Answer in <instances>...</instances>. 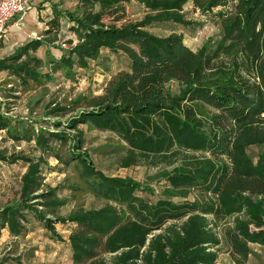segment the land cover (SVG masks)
<instances>
[{
	"label": "trees",
	"instance_id": "obj_1",
	"mask_svg": "<svg viewBox=\"0 0 264 264\" xmlns=\"http://www.w3.org/2000/svg\"><path fill=\"white\" fill-rule=\"evenodd\" d=\"M132 5L142 8L141 19H127L126 7ZM186 5L192 13L214 16L220 30L197 52L176 30L166 36L150 32L193 27ZM50 8L46 37L0 60V72L22 86L36 82L32 54L55 45L62 20L76 38L59 58L70 75L99 64L104 52L124 56L126 67L109 74L98 95H81L48 111L56 120L68 117L62 125L71 133L32 126L20 130L2 116L0 131L13 141L33 142L58 162L51 144L70 143L66 164L80 166L95 193L114 206L56 218L62 203L55 191L39 194L44 158L0 152V163L21 161L26 168L14 200L0 209V236L2 231L21 236L31 216L58 241L54 225L70 226L69 264H108L106 255L109 264H216V229L231 220L223 238L233 262L246 264L250 245L264 247V0H78L73 12ZM171 83L178 87L176 94ZM85 125L110 132L126 145L125 168L140 158L166 162L182 155L178 169L158 176L166 184L164 199L142 197V185L97 171L81 152L79 127ZM251 147L262 150L255 159L248 154ZM191 193L203 201H171ZM39 199L46 211L36 208Z\"/></svg>",
	"mask_w": 264,
	"mask_h": 264
},
{
	"label": "rangeland",
	"instance_id": "obj_2",
	"mask_svg": "<svg viewBox=\"0 0 264 264\" xmlns=\"http://www.w3.org/2000/svg\"><path fill=\"white\" fill-rule=\"evenodd\" d=\"M77 3L78 0H31V6L24 21L18 26L10 24L6 37L0 42V60L11 56L17 48L28 41L46 37L45 31L51 15V5H56L63 11L73 12ZM184 12L186 18L194 23L193 27L186 30L167 27L152 28L150 32L158 36H166L171 30H176L183 36L184 45L193 52H197L207 42L218 38L220 30L214 16L192 13L189 5L184 7ZM217 12V10L214 11V13ZM126 15L129 21L141 19L142 8L138 5L127 6ZM48 37L53 39L51 36ZM69 41L76 42V38L67 29V22L62 20L60 32L54 41L55 45L42 46L32 54L35 59L32 69L37 74L36 82H28L26 86H22L6 72H0V116L10 120L12 127L21 130L32 126L34 130L41 128L51 133L59 131L71 133L62 125L68 117L56 120L48 116V111L57 104L72 101L81 95H98L104 79L109 74L126 67L127 62L124 56L104 52V58L99 61V64L90 63L87 70L74 69L70 75L59 63L62 50L65 51L63 45L68 47ZM170 90L176 94L177 85L171 83ZM54 122H59L60 127L53 126ZM79 129L84 139L81 152L88 155L97 171L108 178L129 179L142 185L144 188L142 197H150L151 200L164 199L163 189L166 184L158 182V176L178 169L184 160L182 155L175 161L166 162H158L153 158H140L125 168L123 165L129 152L126 145L114 134L94 129L90 125L80 126ZM51 147L55 148L62 162H58L47 154L42 155L33 142H16L8 138L5 131H0L1 153L33 159L44 158V164L41 167L43 189L39 194L55 191V198L62 203L56 211V218H66L78 211L100 210L114 206L95 193L91 186L92 180L84 176L80 166L74 163L66 164L70 143L61 146L54 142ZM260 152L262 150L259 148L251 147L248 154L255 159ZM203 156V153L195 154V157ZM25 171L26 168L21 161L14 165L0 163V209L14 200ZM203 199L202 196L191 193L186 198L175 197L171 201L174 204H189L195 201L202 202ZM41 201L37 200L36 208L46 211L45 207H41ZM26 219L25 232L21 236L14 238L6 231H2L0 264H69L70 254L67 243L70 226L54 225L55 232L61 239L58 241L53 239L31 216H27ZM228 223H231V220L221 222L216 229L220 239L216 264H235L223 238V232ZM249 249L250 255L246 264H264V247L250 245ZM103 259L109 264L111 256L106 255Z\"/></svg>",
	"mask_w": 264,
	"mask_h": 264
},
{
	"label": "built area",
	"instance_id": "obj_3",
	"mask_svg": "<svg viewBox=\"0 0 264 264\" xmlns=\"http://www.w3.org/2000/svg\"><path fill=\"white\" fill-rule=\"evenodd\" d=\"M31 6V0H0V42L8 33L10 24L18 26ZM65 51L68 47L63 45Z\"/></svg>",
	"mask_w": 264,
	"mask_h": 264
},
{
	"label": "crops",
	"instance_id": "obj_4",
	"mask_svg": "<svg viewBox=\"0 0 264 264\" xmlns=\"http://www.w3.org/2000/svg\"><path fill=\"white\" fill-rule=\"evenodd\" d=\"M9 27V26H8Z\"/></svg>",
	"mask_w": 264,
	"mask_h": 264
}]
</instances>
